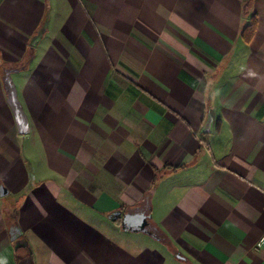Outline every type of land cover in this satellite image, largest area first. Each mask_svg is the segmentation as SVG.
Segmentation results:
<instances>
[{"label": "crops", "instance_id": "obj_1", "mask_svg": "<svg viewBox=\"0 0 264 264\" xmlns=\"http://www.w3.org/2000/svg\"><path fill=\"white\" fill-rule=\"evenodd\" d=\"M248 1L0 0V264L28 252L17 239L35 264H264V0ZM41 29L13 73L21 133L3 67Z\"/></svg>", "mask_w": 264, "mask_h": 264}, {"label": "water", "instance_id": "obj_2", "mask_svg": "<svg viewBox=\"0 0 264 264\" xmlns=\"http://www.w3.org/2000/svg\"><path fill=\"white\" fill-rule=\"evenodd\" d=\"M44 34V31L41 29L38 31L36 35H34L30 41L31 49L30 54L28 55V58H30V55L33 53V56L28 60V67L30 66L33 57H34V47L38 44L40 39L42 38ZM27 58V59H28ZM25 62V61H24ZM23 63H16L13 65H6L3 67L4 74H3V81L5 88L8 93V102L13 110V113L15 115L16 123L18 126V129L21 133H27L29 130V118L27 113L24 110V107L20 101L19 95H18V88L16 86V83L13 78V73L15 71L24 70L27 68L22 67ZM213 123H214V116L213 114L209 115L208 120L206 121V126H210V131L213 129ZM118 214V213H117ZM147 219L145 215L142 214H131L126 213L123 216V222L122 225L125 228H132L135 226L136 228H141L143 230L148 231L147 229ZM134 227V228H135ZM25 247L27 248L28 252L25 255L20 256L19 263L18 264H35V256L33 253V250L31 248L30 243L25 239H17L16 240V248ZM177 256L181 259H186L182 254L177 253Z\"/></svg>", "mask_w": 264, "mask_h": 264}, {"label": "trees", "instance_id": "obj_3", "mask_svg": "<svg viewBox=\"0 0 264 264\" xmlns=\"http://www.w3.org/2000/svg\"><path fill=\"white\" fill-rule=\"evenodd\" d=\"M252 0H249L246 4H245V7H249L250 4H251ZM247 10V9H246ZM257 16L256 15H252L251 16V20H250V23L244 28L243 30V37L245 38L246 41H250L252 39V37L254 36L255 32H256V29H257ZM31 56H33V53L30 55V58ZM26 59L24 64L22 65V67L24 66V68H27L28 67V60L30 59Z\"/></svg>", "mask_w": 264, "mask_h": 264}, {"label": "built area", "instance_id": "obj_4", "mask_svg": "<svg viewBox=\"0 0 264 264\" xmlns=\"http://www.w3.org/2000/svg\"><path fill=\"white\" fill-rule=\"evenodd\" d=\"M256 249L264 251V233L256 243Z\"/></svg>", "mask_w": 264, "mask_h": 264}, {"label": "rangeland", "instance_id": "obj_5", "mask_svg": "<svg viewBox=\"0 0 264 264\" xmlns=\"http://www.w3.org/2000/svg\"><path fill=\"white\" fill-rule=\"evenodd\" d=\"M117 222H118V224H121V218L120 217H118V219H117ZM148 231H151V232H153V234H156V231L153 229V228H148ZM141 236H138V237H142L143 236V239L145 238L146 240H148V239H150L149 238V236L150 235H146V234H144V233H142V234H140Z\"/></svg>", "mask_w": 264, "mask_h": 264}]
</instances>
